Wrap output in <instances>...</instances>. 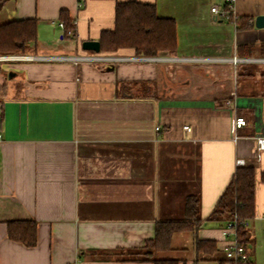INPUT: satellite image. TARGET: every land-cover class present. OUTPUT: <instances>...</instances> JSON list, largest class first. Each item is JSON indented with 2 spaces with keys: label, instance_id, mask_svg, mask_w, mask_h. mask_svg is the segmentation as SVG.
<instances>
[{
  "label": "crops",
  "instance_id": "1",
  "mask_svg": "<svg viewBox=\"0 0 264 264\" xmlns=\"http://www.w3.org/2000/svg\"><path fill=\"white\" fill-rule=\"evenodd\" d=\"M128 1L175 21L176 50L158 57L205 60L61 58L92 54L81 43L113 30L116 5ZM212 7L224 0L4 4L0 23L35 19L37 42L25 55L32 59L0 65V264H227L223 223L206 219L238 160L254 171L244 245L250 264H264V150L256 143L264 137V28L254 25L264 0H235V21ZM61 11L72 39L62 36ZM165 83L173 94H160ZM236 117L245 126L235 128ZM188 195L198 197L199 228L172 234L167 250H142L156 223L184 220ZM11 221H34L35 245L9 239ZM198 241L214 243L213 252L197 250Z\"/></svg>",
  "mask_w": 264,
  "mask_h": 264
},
{
  "label": "trees",
  "instance_id": "2",
  "mask_svg": "<svg viewBox=\"0 0 264 264\" xmlns=\"http://www.w3.org/2000/svg\"><path fill=\"white\" fill-rule=\"evenodd\" d=\"M8 0H0V11ZM226 4H224L225 8ZM63 23V38H74V27L64 11L60 12ZM100 53L132 49L136 56L156 57L159 53L173 54L176 50V26L170 18H160L153 4L137 1L122 2L115 8L113 30L102 31L99 37ZM37 42V21L35 19L11 20L0 23V56L28 55ZM254 171L250 166L237 167L214 209L206 221L224 223L238 215L246 220L253 215ZM199 200L196 195H188L184 201V220L161 221L156 223L155 236L145 243L142 250L169 249L170 239L175 232H193L201 225ZM7 236L25 246L36 243V223L34 221H11L7 224ZM238 238L245 244L244 227L238 229ZM197 250L213 252L214 243L198 241ZM154 264H173L154 261ZM247 264H250L248 262Z\"/></svg>",
  "mask_w": 264,
  "mask_h": 264
},
{
  "label": "built area",
  "instance_id": "3",
  "mask_svg": "<svg viewBox=\"0 0 264 264\" xmlns=\"http://www.w3.org/2000/svg\"><path fill=\"white\" fill-rule=\"evenodd\" d=\"M235 0H224V4H226L225 8L218 9L217 7H212L210 10L217 17L222 20H230L235 21L236 15L234 14V5ZM59 28L63 34V23H59ZM20 57V58H18ZM33 57L26 56H0V61H13V60H22L29 59ZM50 59L52 57H40ZM62 59H66L71 61L72 63H80V62H88V63H113V62H154V61H203V58H192V57H146V56H136V55H114L110 53H92V54H84L77 55L72 57H61ZM231 63L236 64L240 61L236 57H231L228 59ZM264 61V60H261ZM235 128H241L245 126V120L242 117H236L234 119ZM183 129L185 131H190L188 126H184ZM155 131H159V127H155ZM257 149L264 150V137H260L256 139ZM238 166L243 165V161H237ZM246 226V220H241L238 215L233 214L232 218L225 221L223 226L221 227V234L224 239L225 244L222 247V252L224 254V259L227 264H247L249 262V254L245 247V245L240 242L238 238V229L240 227Z\"/></svg>",
  "mask_w": 264,
  "mask_h": 264
},
{
  "label": "rangeland",
  "instance_id": "4",
  "mask_svg": "<svg viewBox=\"0 0 264 264\" xmlns=\"http://www.w3.org/2000/svg\"><path fill=\"white\" fill-rule=\"evenodd\" d=\"M7 56H25V55H7ZM16 61H18V60H13V61H0V65L2 64V69H4L7 65H13L14 62H16ZM12 62H13V63H12ZM154 62H156V61H154ZM150 63H153V62H150ZM169 63H172V62H169ZM5 65H6V66H5ZM172 66L175 67V68L179 67L178 64H175V65H172ZM182 67H183V66H182ZM182 67H180V68H182ZM180 71H181V70H180ZM184 75H185V74H184ZM231 77H232V76H231ZM231 77H230V78H231ZM167 78H169V77H167ZM168 80H169V79H168ZM230 81L233 83V79L230 80ZM193 82L199 84V83L201 82L200 76H199V77L196 76V78H193ZM164 85H165V86H164ZM164 85L162 86L163 89H162V91L160 92V94H161V95H166V96L173 94L174 91L171 92V90L168 88V87H169L168 83H165ZM225 85H226V84H225ZM11 86L14 88V91L16 92V91L18 90V87H19V82H13ZM167 88H168V89H167Z\"/></svg>",
  "mask_w": 264,
  "mask_h": 264
},
{
  "label": "water",
  "instance_id": "5",
  "mask_svg": "<svg viewBox=\"0 0 264 264\" xmlns=\"http://www.w3.org/2000/svg\"><path fill=\"white\" fill-rule=\"evenodd\" d=\"M254 25L258 28H264V15L257 16L255 18ZM81 49L87 52L99 53V41H84L81 43Z\"/></svg>",
  "mask_w": 264,
  "mask_h": 264
},
{
  "label": "bare ground",
  "instance_id": "6",
  "mask_svg": "<svg viewBox=\"0 0 264 264\" xmlns=\"http://www.w3.org/2000/svg\"><path fill=\"white\" fill-rule=\"evenodd\" d=\"M18 58H20V57H18Z\"/></svg>",
  "mask_w": 264,
  "mask_h": 264
}]
</instances>
